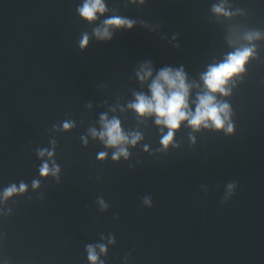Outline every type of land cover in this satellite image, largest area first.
I'll use <instances>...</instances> for the list:
<instances>
[{
    "label": "water",
    "instance_id": "1",
    "mask_svg": "<svg viewBox=\"0 0 264 264\" xmlns=\"http://www.w3.org/2000/svg\"><path fill=\"white\" fill-rule=\"evenodd\" d=\"M219 2L106 0L107 13L88 23L76 13L81 0H0V192L28 185L0 217V264H89L85 245L109 237L105 264H264V39L232 95L218 96L232 106L235 135L193 133L185 122L178 147L163 152L154 118L127 108L134 93L147 94L135 75L142 64L183 66L201 85L194 101L209 64L246 45L244 32L264 33V0H228L243 13L231 19L211 13ZM113 15L135 26L97 40L93 30ZM102 114L142 133L127 160L113 161L114 149L90 135ZM53 142L59 182L39 174L37 150Z\"/></svg>",
    "mask_w": 264,
    "mask_h": 264
},
{
    "label": "clouds",
    "instance_id": "2",
    "mask_svg": "<svg viewBox=\"0 0 264 264\" xmlns=\"http://www.w3.org/2000/svg\"><path fill=\"white\" fill-rule=\"evenodd\" d=\"M133 3L143 5L146 0H132ZM108 8L106 0H81L76 7V13L81 20L92 23L97 21L100 16L107 13ZM211 13L216 17L231 19L236 15L243 14L240 9L233 10L228 0H220L211 6ZM135 21L118 15L109 16L103 20L102 26L93 30V36L97 40L105 41L112 38L113 30L129 29L135 26ZM242 39L247 41L246 45L234 47L228 52L221 61L209 64L205 71L200 74V81L203 88L197 92L195 100H191L193 88L200 89L201 85L196 82H190L184 67L179 68L164 67L156 71L150 62L142 64L135 75L141 85L147 84V94L144 92L134 93V100L128 103L127 108L133 110L138 117L154 118V123L161 129L160 151L167 152L169 146L178 147L174 141L176 132L186 122L193 133H198L202 129L214 132H222L224 135H235L236 126L233 120L235 113L232 106L226 99L232 95V89L236 87V82L241 81L247 73V67L251 60L257 59V48L255 41L264 39V33L259 30H249L243 33ZM90 37L87 33L83 34L80 40L81 50H84ZM230 46L232 41H229ZM194 105V111L193 106ZM100 130L95 128L90 130V135L94 139H99L106 148L114 149L112 160L119 161L121 157L128 159L130 153L129 147H135L143 139L142 133L125 132L121 126V121L112 117L109 119L107 114L100 116ZM74 127L71 121H65L62 124L63 131H70ZM167 129V132H164ZM83 139V138H82ZM189 139L192 146L196 144L194 135ZM85 146L87 140L84 139ZM144 151H149L147 145ZM37 155L43 161L39 168L41 177L52 176L59 182L60 167L53 159L55 155V143L52 149H38ZM107 152L97 154V159L103 161L107 158ZM47 156L48 160H43ZM51 163V166H50ZM40 187L39 180L32 181V189ZM237 185L230 183L228 185L229 196L227 201L235 194ZM28 185L21 182L3 189L0 192V217L10 216L12 210L6 207V202L15 195H23L27 192ZM145 205L151 207L149 198L143 200ZM102 208L107 205L100 200ZM103 239V238H102ZM115 238L109 237L107 244H87L85 251L89 264H105L101 258L108 252V245L114 244Z\"/></svg>",
    "mask_w": 264,
    "mask_h": 264
}]
</instances>
